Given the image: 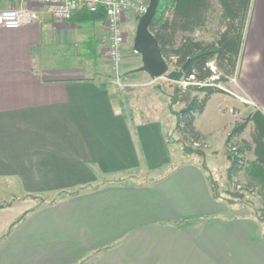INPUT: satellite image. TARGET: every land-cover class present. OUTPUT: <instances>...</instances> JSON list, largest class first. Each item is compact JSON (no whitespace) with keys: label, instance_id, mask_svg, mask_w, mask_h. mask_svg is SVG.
Wrapping results in <instances>:
<instances>
[{"label":"crops","instance_id":"0c3cea01","mask_svg":"<svg viewBox=\"0 0 264 264\" xmlns=\"http://www.w3.org/2000/svg\"><path fill=\"white\" fill-rule=\"evenodd\" d=\"M258 1L247 12L236 94H212L196 120L204 159L178 143L173 154L163 118L128 114L103 77L105 19L56 20L31 3L37 19L0 26V203L13 201L0 207V264H264L256 208L216 198L207 175L224 192L239 173L247 184L249 170L258 173L250 166L264 150ZM15 4L0 0V11ZM247 117L236 143L243 168L229 173L226 138ZM217 136H225L222 185L207 162L219 164Z\"/></svg>","mask_w":264,"mask_h":264},{"label":"trees","instance_id":"16d2710c","mask_svg":"<svg viewBox=\"0 0 264 264\" xmlns=\"http://www.w3.org/2000/svg\"><path fill=\"white\" fill-rule=\"evenodd\" d=\"M251 0H159L150 29L159 41L162 54L169 63L171 70H182L186 86L172 80L167 74L164 84L169 95V111L174 116L169 122L166 137L169 143H178L185 156H197L204 159L202 149L203 136L196 127L198 116L204 111L212 94L226 92L220 82L227 83L236 76L239 59L244 41V28ZM214 2L221 7L218 27L213 32V39L197 38L194 33L206 30L214 12ZM139 15L136 17L138 19ZM73 18L78 21L94 22L105 19V10L97 11L84 9ZM133 49V48H132ZM134 51V50H133ZM213 62L217 71H213ZM217 75V77H216ZM214 77V79H212ZM159 90L161 85L157 86ZM227 93V92H226ZM179 105V108H177ZM249 117L237 122L226 138L227 157L230 161L228 172L240 171L243 168L244 157L241 155L237 138L246 128ZM196 144L194 146L193 144ZM258 163L250 166L257 167V172L249 170L251 183L264 190V150L259 152ZM204 164V162H202ZM202 164V165H203ZM205 166V164L203 165ZM208 170V168L205 166ZM213 194L216 198L229 202H242L245 193L238 195L236 190L219 189L218 181L207 171ZM231 176V175H230ZM254 182V183H253ZM247 188V187H246ZM244 189V188H243ZM245 191V190H244ZM264 200V193H263ZM13 201H3L0 207L8 206ZM258 220L264 222V204L255 209ZM12 223L8 231L13 227Z\"/></svg>","mask_w":264,"mask_h":264},{"label":"rangeland","instance_id":"374dc122","mask_svg":"<svg viewBox=\"0 0 264 264\" xmlns=\"http://www.w3.org/2000/svg\"><path fill=\"white\" fill-rule=\"evenodd\" d=\"M135 1L137 3H142L144 5H147L149 2V0H135ZM253 2H254V0H251L250 4H253ZM257 5L259 6V8H258V10L256 12V16H255V20H256L255 25L257 23L261 22L262 16L264 15V13H262L263 12L262 10L264 8V0H259L257 2ZM130 10H131V11H129L130 13L127 11L128 13L125 14L126 16L125 15L123 16V20H122L123 24L121 22L122 28L124 30L123 61H122V63H120L119 65H115L114 63H112V61L108 58L107 44L105 41H103L105 43L104 44L105 48L103 49V52H104L105 57H106L103 59V63H102L103 70H104L103 77L106 78L107 82H109L113 85V87L116 90L117 95L119 96V98H121L124 107L125 108H127V107L133 108L132 111H133L134 115H136L137 118H146V117L147 118L148 117L163 118L164 122H166L167 124L169 122L171 123L170 119H164L166 116L171 117V114L169 113L170 111L168 108V104H167V102H169L168 92L171 91V88L167 89L166 85L164 84L166 77L160 76V77L153 78L147 72H134V71H132L133 68L140 66L142 61H141L140 54L133 51L134 50L133 41H134V36H135V32H136V24H137V20H136V18L134 19V16L137 17L140 14L137 15L136 11L134 9H130ZM251 10H250V13L253 14L254 9L252 11ZM133 12L135 13V15ZM220 13H221V7L219 6V4L217 2H214V12L212 13L211 21L209 22L207 29L206 30H198L194 33V35L197 38L213 39V37H214L213 32L218 27V22L220 19ZM106 38H107V30H106V35L104 37V40ZM245 45L246 44L244 43V46L242 48L243 53L247 47H250V43L247 45V47ZM252 46H257L258 48L263 47V49H264V44L263 45H252ZM262 56H264V53L262 54ZM262 61L264 63V58H262ZM241 62H242V56H241L239 64H241ZM214 71H217L216 66H215ZM216 77H217V75H216ZM234 78H235V76L230 78V80L227 83L220 82L221 86L226 87L228 89H231L233 91L235 89V87L233 89V86L236 83L234 81ZM262 80L264 81V76L262 77ZM158 85L162 86V88L160 90L157 87ZM212 108H213V103H211L209 113L212 112ZM127 112L129 115H131L130 114L131 110L128 109ZM233 113H235V114L237 113L236 108L233 109ZM225 117L227 119H223V120L228 121L230 119L229 115H227ZM240 118L243 119L244 117L240 116ZM140 120H145V119H140ZM222 121L219 122V125H218V126H221V128H222ZM199 124H200V120H199ZM230 129H231V127H228L229 131H230ZM222 131H223V129H219V134H221ZM219 137L221 139H219ZM215 138H217V139H215L216 141L214 140L215 142H213V145L216 148H218V149L220 148L222 150L223 145H224L225 136H223V137L217 136ZM193 145L196 146L195 143ZM171 147L173 149V151H172L173 154H174L175 148L180 149L179 145L177 143H172ZM225 153H226L225 150H222V152L218 153V156H217L218 161H216V162L219 164L214 168L211 166L210 159L207 158V162L210 166V169H211L213 175L215 176V178L219 179V182L221 185H222L221 174L226 172V166H227L226 165L227 162L225 163ZM220 154H221V158L224 159L223 161H222V159H220V156H219ZM189 158H191V157H189ZM219 159H220V161H219ZM231 182H232V180H231ZM226 185L228 186V188L236 190V193L238 195H240L241 193H245L244 195H246V199H248V200H243L242 203H246L248 205L252 204L255 208H258L264 204L262 201L263 198H260L258 196V194H256V192L258 193L257 187H253L251 189V191L249 190L250 187H248V189H246L247 182H246V179H245L243 172H241L237 176H235L233 185L229 184V183H227ZM243 188L246 190V192L244 191ZM253 191H255V192H253ZM251 192H253V193H251ZM1 195H2V192H0V196Z\"/></svg>","mask_w":264,"mask_h":264},{"label":"built area","instance_id":"2783aa9c","mask_svg":"<svg viewBox=\"0 0 264 264\" xmlns=\"http://www.w3.org/2000/svg\"><path fill=\"white\" fill-rule=\"evenodd\" d=\"M16 4L0 11V26L6 30H16L26 23H30L38 18V11L30 4H40L47 7L51 16L56 20H72L80 11L87 9L97 11L99 8L105 10V24L107 38L108 58L115 65L123 61L124 30L122 28L123 16L130 9H134L136 14H141L147 5L137 3L135 0H15ZM215 70V65L210 62ZM214 79V77L212 78ZM236 82V79L234 78ZM183 86L190 83L187 80L179 81ZM223 87V86H221ZM226 92L236 94L231 89L223 87ZM245 100V98H241ZM249 101V100H247Z\"/></svg>","mask_w":264,"mask_h":264},{"label":"water","instance_id":"95a60500","mask_svg":"<svg viewBox=\"0 0 264 264\" xmlns=\"http://www.w3.org/2000/svg\"><path fill=\"white\" fill-rule=\"evenodd\" d=\"M158 1L149 0L146 9L137 19L133 48L135 52L140 54L142 63L133 68L132 71L147 72L153 78L167 74L170 79L180 81L183 77V71L170 69L169 63L160 49L159 41L150 29Z\"/></svg>","mask_w":264,"mask_h":264}]
</instances>
